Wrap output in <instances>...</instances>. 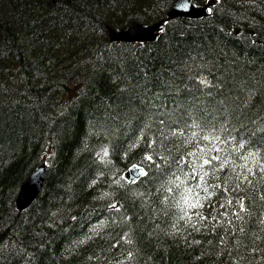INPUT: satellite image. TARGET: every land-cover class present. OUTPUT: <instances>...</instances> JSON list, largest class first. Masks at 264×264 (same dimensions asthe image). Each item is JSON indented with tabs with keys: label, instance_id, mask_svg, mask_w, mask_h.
Here are the masks:
<instances>
[{
	"label": "trees",
	"instance_id": "1",
	"mask_svg": "<svg viewBox=\"0 0 264 264\" xmlns=\"http://www.w3.org/2000/svg\"><path fill=\"white\" fill-rule=\"evenodd\" d=\"M174 1L0 0V264H264V0Z\"/></svg>",
	"mask_w": 264,
	"mask_h": 264
},
{
	"label": "water",
	"instance_id": "2",
	"mask_svg": "<svg viewBox=\"0 0 264 264\" xmlns=\"http://www.w3.org/2000/svg\"><path fill=\"white\" fill-rule=\"evenodd\" d=\"M207 12L206 6L196 7L191 0H176L171 10L168 12V18L185 17L189 19H197L204 16ZM162 29V23L158 22L153 25H145L139 23H131L119 30L109 29V38L115 42H135V41H148L154 42L158 38V32ZM48 168L43 164L40 165L27 176L19 188L16 198V208L19 211L25 210L29 207L38 197L41 192L46 177ZM143 172L142 167L132 165L128 169V180L134 182L139 179Z\"/></svg>",
	"mask_w": 264,
	"mask_h": 264
},
{
	"label": "bare ground",
	"instance_id": "3",
	"mask_svg": "<svg viewBox=\"0 0 264 264\" xmlns=\"http://www.w3.org/2000/svg\"><path fill=\"white\" fill-rule=\"evenodd\" d=\"M1 3V2H0ZM4 4V3H3ZM8 5V4H7ZM6 5V6H7ZM10 5V4H9ZM2 6V5H1ZM5 6V7H6ZM13 6V5H12ZM10 9V8H9ZM4 10V9H3ZM8 11V9L6 10V12ZM209 11V10H208ZM1 12V11H0ZM3 12V11H2ZM9 14V13H8ZM6 17V16H5ZM7 17H8V15H7ZM9 18V17H8ZM169 21V20H168ZM166 22V21H165ZM113 28V27H112ZM115 28V27H114ZM2 42H4V41H2ZM96 43V42H95ZM103 44V43H102ZM1 47V46H0ZM5 47V46H4ZM89 47V46H88ZM3 48V47H2ZM95 48V47H94ZM0 51H1V49H0ZM105 52V51H104ZM24 57V56H23ZM26 57V56H25ZM31 57V56H30ZM106 57V56H105ZM110 57V56H109ZM32 58H33V56H32ZM31 58V59H32ZM28 59H30V58H28ZM24 60V59H23ZM32 61V60H31ZM180 71V70H179ZM19 77H20V75H19ZM17 78V77H16ZM26 78V77H25ZM63 79H65V78H63ZM17 80V79H16ZM25 80V79H24ZM23 81V80H22ZM17 83V82H16ZM17 85V84H16ZM20 85V84H19ZM122 89V88H121ZM61 90V89H60ZM98 96V95H97ZM53 98V97H52ZM52 100V99H51ZM81 105V104H80ZM87 105V104H86ZM59 114V113H58ZM75 120V119H74ZM63 121V120H62ZM80 125V124H79ZM74 127V126H73ZM115 138V137H114ZM104 139V138H103ZM105 141V140H104ZM109 142V141H108ZM92 157V156H91ZM41 162H43V161H41ZM40 162V163H41ZM43 164L48 168L49 166L48 165H46L45 164V162H43ZM40 165V164H39ZM38 165V166H39ZM48 174V173H47ZM246 180V179H245ZM240 183V182H239ZM45 184V183H44ZM238 187V186H237ZM243 187V186H242ZM246 191V190H245ZM244 193V192H243ZM17 194V193H16ZM39 196V195H38ZM234 199V198H233ZM15 207H16V200H15ZM17 209V208H16ZM18 210V209H17ZM19 211V210H18ZM23 211V210H22Z\"/></svg>",
	"mask_w": 264,
	"mask_h": 264
}]
</instances>
